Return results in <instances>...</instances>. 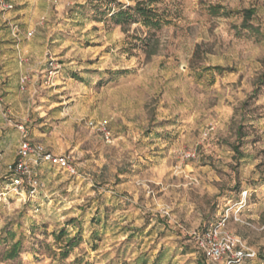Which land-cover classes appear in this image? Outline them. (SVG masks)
Listing matches in <instances>:
<instances>
[{
    "label": "rangeland",
    "instance_id": "rangeland-1",
    "mask_svg": "<svg viewBox=\"0 0 264 264\" xmlns=\"http://www.w3.org/2000/svg\"><path fill=\"white\" fill-rule=\"evenodd\" d=\"M4 1L32 80L1 102L0 264H208L190 233L221 221L264 264V0ZM142 1L160 28L113 22ZM21 124L77 174L13 191Z\"/></svg>",
    "mask_w": 264,
    "mask_h": 264
},
{
    "label": "built area",
    "instance_id": "built-area-1",
    "mask_svg": "<svg viewBox=\"0 0 264 264\" xmlns=\"http://www.w3.org/2000/svg\"><path fill=\"white\" fill-rule=\"evenodd\" d=\"M13 9L11 4L0 0V10ZM18 28L13 29V36L18 37ZM31 36L32 33H29ZM52 66V61H49ZM51 73V72H50ZM27 77L21 79L22 87L25 86ZM88 126L104 139L107 143L113 140L112 134L107 125L102 122L90 121ZM21 134L16 159L7 167L11 176L10 185L13 191L19 193L21 190L30 195H35L40 188V182L35 167L41 164H49L61 170L68 172L70 175H76L77 170L73 163L71 155L62 153L56 154L48 150L40 143H34L28 139V131L25 125H18ZM195 153H189L187 157H195ZM225 221L212 224L202 231H193L190 233L196 242L198 249L206 257L208 264H244L246 260L253 259L255 253L249 249L245 243L237 236L224 229Z\"/></svg>",
    "mask_w": 264,
    "mask_h": 264
},
{
    "label": "crops",
    "instance_id": "crops-1",
    "mask_svg": "<svg viewBox=\"0 0 264 264\" xmlns=\"http://www.w3.org/2000/svg\"><path fill=\"white\" fill-rule=\"evenodd\" d=\"M0 48V129H4L7 124L4 122L5 114L1 102L6 100L7 103L13 106L12 110L15 109L16 93L19 90L21 92L28 90L32 79L28 72V62L30 60L25 55L18 56L14 45L7 44L5 48L2 45ZM16 72H18V75ZM24 76L27 77V81L25 86L22 87L21 79ZM0 133L1 136L3 131L1 130Z\"/></svg>",
    "mask_w": 264,
    "mask_h": 264
},
{
    "label": "trees",
    "instance_id": "trees-1",
    "mask_svg": "<svg viewBox=\"0 0 264 264\" xmlns=\"http://www.w3.org/2000/svg\"><path fill=\"white\" fill-rule=\"evenodd\" d=\"M216 10L219 7H214ZM247 17H251L254 14V10L249 9L243 12ZM112 20L117 25L124 26L130 22H138L139 20L147 28H160L163 25V19L158 16L154 8L147 5V2L142 1L135 7H129L126 9H120L118 12L112 14ZM215 70H221V67H214ZM67 251L64 255H67Z\"/></svg>",
    "mask_w": 264,
    "mask_h": 264
}]
</instances>
